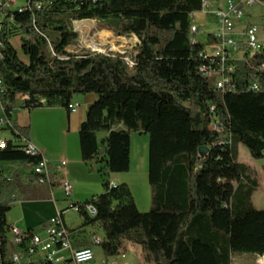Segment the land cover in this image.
Listing matches in <instances>:
<instances>
[{
    "label": "trees",
    "instance_id": "trees-1",
    "mask_svg": "<svg viewBox=\"0 0 264 264\" xmlns=\"http://www.w3.org/2000/svg\"><path fill=\"white\" fill-rule=\"evenodd\" d=\"M202 6L203 0H50L47 10H37L36 1L24 0L32 10L0 7L1 102L8 116L23 95L25 108L68 111L78 94L97 97L79 137L82 159L91 170L97 165L104 190L79 204L83 224L104 231L106 258L122 255L127 241L141 246L147 264H232L238 252L264 257V209L252 200L260 183L239 162L241 144L264 158V43L234 61L235 89L223 93L200 70L207 62L199 54L204 44L191 41L192 14ZM109 18L120 35L140 40L133 67L127 53L68 51L80 36L75 21ZM9 24L21 33L27 62L11 42ZM207 37L216 40L212 33ZM254 81L259 90L250 89ZM211 104L223 133L210 128ZM15 127L29 136V127ZM132 132L150 137L148 211L138 208L128 184H112L109 176L130 170ZM101 133L107 134L102 142ZM39 159L11 140L0 149V264H54L16 263L10 255L18 247L9 239L7 214L41 177L19 171L8 177L3 168L18 162L31 168ZM89 204L97 208L94 218L85 210Z\"/></svg>",
    "mask_w": 264,
    "mask_h": 264
},
{
    "label": "crops",
    "instance_id": "crops-1",
    "mask_svg": "<svg viewBox=\"0 0 264 264\" xmlns=\"http://www.w3.org/2000/svg\"><path fill=\"white\" fill-rule=\"evenodd\" d=\"M211 1L215 6L223 7L225 5L224 0V4L222 3V0ZM199 12L194 13V21L197 25H199L202 35L206 37V42L202 43H211L212 41L207 37V34H213L216 31L217 26L212 17L208 16L203 11ZM202 14L204 17L201 16ZM250 14L251 12H249L247 16ZM252 20L253 19L251 15L250 18L245 19V23L243 24L256 25L260 31V28L256 24L255 20ZM210 23H213V28ZM243 24L237 26L235 30V36L239 35L238 33H240L242 30L239 28H242ZM134 36L136 38L134 40H137L139 43V38L136 35ZM13 40L14 37L11 38V42L17 49ZM232 56L235 60H242L244 58V54L242 53L241 49L232 51ZM96 99V95L92 93L76 95L73 99V102L78 103L79 107L78 110L73 113L64 107H37L28 109L21 105V99L18 100L17 106L11 113V116H8L5 113V110L0 108V117H9L15 126L23 128L29 127V136L26 137L40 150L41 155L51 162L54 168V174H57L55 165L59 164L61 160L67 161V166L64 169L63 175L73 185V193L71 196V201H69L59 184L44 182V191L39 192V194H36V196L33 197L30 196V193L27 198L18 200L12 205L11 210L7 214V220L9 224H16L25 230H35L41 226L43 220H38V223H32L33 217L31 216V213L45 209L47 207L53 208L54 212H52V214H50L48 217L44 218L45 220L48 219V221H50V219L56 216L58 213L65 211L69 207L70 202L83 203L94 195L103 192V179L100 173L96 170L97 165L95 166L94 170H91L89 164L84 162L82 159L79 137L81 125L86 120L88 110L90 106L96 101ZM106 136L107 134L105 133L99 134L100 141L102 142ZM13 137L14 136L11 131H8L7 138L9 140H13ZM149 143V135L140 134L139 132H132L130 170L124 173L110 174V180L112 184L126 183L129 185L134 195L136 204L141 211L150 210L152 205V189L149 180ZM5 167H14L15 169H13V174L16 171H19L24 177H26V175L29 173H32L31 168H27L26 164L20 162L5 163ZM20 168H22L21 171L18 170ZM260 204L264 206V195L260 198ZM65 215L66 214L63 215V218L66 225L73 232V244L74 246L78 245L77 247L75 246L76 248L86 247L82 245L89 242L92 243L91 239L94 234L104 238V231L103 234L100 235L99 229L101 228L98 225H84L83 223H76V225H74V223L67 222ZM48 221L45 223L46 225ZM45 224H42V229L44 226H46ZM39 233H42V235L44 234L42 231H39ZM134 245L136 244L128 241L125 242V253L130 248H133V250H135L137 254H141L143 258L142 248V251H140L138 247H133ZM91 247L95 253L94 264H101L105 259H112L116 262V264H132V257L129 255H120L113 258H106L100 245L93 244ZM60 255L69 257V252L61 251ZM142 260H144V258ZM140 264H142L141 260Z\"/></svg>",
    "mask_w": 264,
    "mask_h": 264
},
{
    "label": "built area",
    "instance_id": "built-area-1",
    "mask_svg": "<svg viewBox=\"0 0 264 264\" xmlns=\"http://www.w3.org/2000/svg\"><path fill=\"white\" fill-rule=\"evenodd\" d=\"M34 1H36L37 10H47L50 6V0ZM256 5H264V0H225L223 7L215 6L211 0H203L201 11L214 19L217 29L213 33L216 40L204 44V50L199 53L207 61L201 66L200 70L205 77H214L216 88L223 93L235 89L233 74L237 68L234 61L237 60L233 58L232 51L243 49L244 45L248 43L262 42L259 37V29L256 25L243 24L248 14L246 8H251ZM0 7L2 11H13L17 9L32 10L24 7V0H0ZM4 17L5 14L2 13L0 16V31L3 29L2 23ZM194 17V14H192L191 41L193 44H196L201 42L197 37L201 32L199 26L194 21ZM87 21L91 20L75 21L74 24ZM241 24H243L242 30L238 33L239 35L235 36L237 26ZM242 37H244V41ZM240 42H242V45H240ZM2 45V40L0 39V46ZM125 60L130 67H133V58L125 57ZM259 69L264 70V65L260 66ZM260 88L258 81L250 84V89L252 90H259ZM3 91L4 83L0 77V108H3L1 102V94ZM27 98L26 95L20 96L22 101ZM78 107V103L72 102L69 105V111L72 113L76 112ZM209 109L211 130L217 133H223L224 126L221 124L218 114L215 113L216 106L211 104ZM4 131H11L14 136L11 141L15 145H21L26 154L40 156V159L32 164V173L39 175L42 183L50 182L51 184H59L66 198L71 201L73 185L63 175L67 161L61 160L59 164L55 165L57 174H54V168L51 162L41 155L40 150L26 136L20 134L9 117H0V149H5L9 142V139L3 134ZM67 209H72L80 214L82 205L70 202L69 208ZM85 210L93 218L98 214L97 208L92 204L86 205ZM65 211L51 218V226L43 227V235L33 229L25 230L16 224H10L9 239L14 246L18 247L12 249L10 253L12 255V261L20 263L22 261L30 262L41 259L44 262H52L54 264H94L95 253L92 247L76 248L74 246L72 240L73 232L66 225L63 218ZM91 241L94 245H100L103 238L94 234ZM61 251H68L69 257L61 256ZM101 264H116V262L112 259H105Z\"/></svg>",
    "mask_w": 264,
    "mask_h": 264
},
{
    "label": "rangeland",
    "instance_id": "rangeland-1",
    "mask_svg": "<svg viewBox=\"0 0 264 264\" xmlns=\"http://www.w3.org/2000/svg\"><path fill=\"white\" fill-rule=\"evenodd\" d=\"M224 2L222 0L223 4ZM246 11L248 13L251 12V14L247 16L246 18H250L252 15V19L255 20L256 24L259 26L260 28L259 37H260V40L262 41L260 43L263 44L264 43V6H255L251 8H246ZM201 16L204 17L203 14ZM90 20L91 21L74 24L75 29L79 32L80 36H79V40L77 44L70 45L68 47L69 52H82V51H87V50L103 52V53L119 52L122 54L127 53L126 57L132 58V55L136 53L135 46L138 44L137 40H134L136 39L134 35L132 36L120 35L115 30L117 27L116 26L117 22L113 18L104 19V20H96V19H90ZM210 25L213 28V23H210ZM8 27L14 37L13 42L17 47V50L20 54L21 59L27 62L28 58L23 54L21 50V42H20L21 33L15 27L14 24H9ZM239 29H241V27ZM49 34L50 36H53L52 33L49 32ZM197 37L201 40V42H206L205 40L206 37H204L202 33L198 34ZM242 40L244 41V37H242ZM240 45H242V42H240ZM241 50H242V53L245 55L246 50H247L246 45H244V48ZM248 51H250L249 53L251 55L254 52L253 48H251L250 50H247V52ZM3 134L4 136L7 137L8 132L4 131ZM239 162L248 166L253 171L254 176L259 180L260 187L253 194L252 200L258 209H263L264 206L260 204V198L261 196L264 195V158H260V159L254 158L251 155L249 149L245 145L241 144L239 146ZM3 169H4V175L11 177L13 174V169L15 168L14 167H11V168L4 167ZM16 169H17V166H16ZM18 170L21 171L22 168ZM44 187H45L44 183L42 182L34 184L31 189L30 196L31 197L36 196V194H39V192L44 191ZM18 196L19 195L16 194V197ZM73 199H74V195H73ZM151 204H152V201H151ZM52 212H54V209L47 207L45 209H41V210L31 213V216L33 217L32 223H38L39 222L38 220L42 219L43 220L42 224H45L48 221V219H46L47 220L46 221L44 218L48 217L50 214H52ZM65 214H66L65 217L68 223H74V225H76V223L82 224L84 222L83 217L78 212H75L72 209H66ZM50 222H51V219L50 221H48L47 225L46 224L45 225L48 226ZM41 226L35 230H37L38 232L39 231L43 232V229ZM99 234L102 235L103 230L99 229ZM133 247H138V249L142 251L139 245H134ZM122 255L131 256L132 264H140V260L142 264H146L143 262L144 260H142L143 259L142 255L137 254V252H135L133 248H130L126 253L124 252ZM232 264H264V257H259V256L257 257L253 253H239L238 252L234 254Z\"/></svg>",
    "mask_w": 264,
    "mask_h": 264
},
{
    "label": "bare ground",
    "instance_id": "bare-ground-1",
    "mask_svg": "<svg viewBox=\"0 0 264 264\" xmlns=\"http://www.w3.org/2000/svg\"><path fill=\"white\" fill-rule=\"evenodd\" d=\"M246 48H247V50H250L251 48H253V50H254L253 54H254L256 51H258L262 48V44L260 42L248 43L246 45ZM48 226H51V222Z\"/></svg>",
    "mask_w": 264,
    "mask_h": 264
},
{
    "label": "water",
    "instance_id": "water-1",
    "mask_svg": "<svg viewBox=\"0 0 264 264\" xmlns=\"http://www.w3.org/2000/svg\"><path fill=\"white\" fill-rule=\"evenodd\" d=\"M204 150H206V149H204Z\"/></svg>",
    "mask_w": 264,
    "mask_h": 264
}]
</instances>
